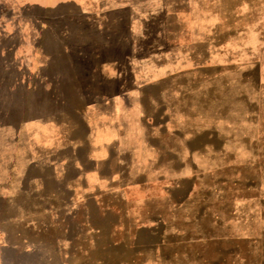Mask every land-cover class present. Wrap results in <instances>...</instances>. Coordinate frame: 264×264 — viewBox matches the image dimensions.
I'll return each mask as SVG.
<instances>
[{
    "label": "crops",
    "instance_id": "1",
    "mask_svg": "<svg viewBox=\"0 0 264 264\" xmlns=\"http://www.w3.org/2000/svg\"><path fill=\"white\" fill-rule=\"evenodd\" d=\"M160 5L170 11L171 0H0V198L58 197L62 183L65 196H74L76 182L83 198L136 195L146 214L126 216L124 228L135 234L119 244L124 253L115 263L252 264V248L264 237V191L206 173L217 166L221 144L202 139L209 128L172 131L167 95L152 93L170 81H219V67L204 62L178 57L172 71L170 33L160 44L138 28ZM123 11L133 21L125 34ZM186 133L200 142L192 145ZM172 134L181 143L172 144ZM108 182L119 191H107ZM46 183L54 185L49 193ZM21 225L13 235L0 232V264H10L7 254L17 264H44L43 245L27 239L28 229L43 227Z\"/></svg>",
    "mask_w": 264,
    "mask_h": 264
},
{
    "label": "rangeland",
    "instance_id": "2",
    "mask_svg": "<svg viewBox=\"0 0 264 264\" xmlns=\"http://www.w3.org/2000/svg\"><path fill=\"white\" fill-rule=\"evenodd\" d=\"M237 1L218 0L213 6L204 7L171 0L170 11L166 6H155L154 17L140 19L138 28L152 31L160 44L170 33L172 71L178 69V57L180 61L219 67V81H170L160 86L159 93L155 90L152 93L159 99L162 91L167 95L164 103L168 105L172 131L209 128L210 132L202 139L213 142L214 146L221 144L222 155L217 166L212 165L206 173H213L218 180L234 179L264 191V0ZM122 14L124 19L118 24L124 33L133 21L128 12ZM210 25H216V30L213 27L210 31ZM115 26L108 23L107 31ZM179 50L180 53L175 52ZM9 120L22 119H5ZM176 136L172 134L171 143L178 145L181 142ZM185 137L192 139V145L200 142L198 134L186 133ZM224 147L226 152H233L234 158L227 157ZM212 183L213 187L217 186L216 181ZM5 185L11 189L14 182ZM218 185L221 188L224 183L218 181ZM45 186L46 193L54 188L51 183ZM82 186L83 183L76 182L75 195L69 197L65 196L66 183H62L59 187L64 191L58 197L57 193H51L46 197L0 198V232L13 235L24 231L21 224L25 222L43 227L39 233L28 229L27 239L30 246L43 245L40 248L44 252V264H88L89 261V264H103L102 259L105 264H117L116 256L124 253L119 244L131 241L135 234L133 230H125L126 216L140 217L146 214V208L140 205L136 195L119 199L110 193H95L83 198ZM107 186V191L120 187L110 182ZM32 188L38 191L39 187ZM45 204L51 206L48 213H22L27 207L41 210ZM254 232L260 233L257 229ZM250 256L252 264L262 261L264 237L256 241ZM6 258L10 264H17L16 256L7 254Z\"/></svg>",
    "mask_w": 264,
    "mask_h": 264
}]
</instances>
